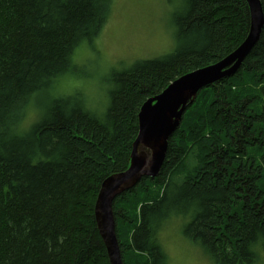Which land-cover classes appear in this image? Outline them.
Wrapping results in <instances>:
<instances>
[{
    "label": "trees",
    "instance_id": "trees-1",
    "mask_svg": "<svg viewBox=\"0 0 264 264\" xmlns=\"http://www.w3.org/2000/svg\"><path fill=\"white\" fill-rule=\"evenodd\" d=\"M179 1L173 51L113 72L97 115L83 92L60 96L56 86L78 74L114 0H0V264H110L95 205L103 182L129 168L141 107L249 34L245 0ZM113 212L124 264H167L159 235L172 220L214 264L260 261L264 29L233 77L199 93L160 175L117 197Z\"/></svg>",
    "mask_w": 264,
    "mask_h": 264
},
{
    "label": "rangeland",
    "instance_id": "rangeland-1",
    "mask_svg": "<svg viewBox=\"0 0 264 264\" xmlns=\"http://www.w3.org/2000/svg\"><path fill=\"white\" fill-rule=\"evenodd\" d=\"M181 7L179 0H114L112 16L100 37L92 45L86 43L80 51L78 74L62 79L56 86L60 96L83 92L90 110L103 115L109 105L108 80L113 72H121L138 60L154 59L173 51L174 17ZM38 99L35 107L42 115V107L48 100ZM36 119L34 113L30 114L26 125ZM184 225L181 220H172L159 235L167 264H214L201 246L184 235ZM260 255L257 264H264L263 250Z\"/></svg>",
    "mask_w": 264,
    "mask_h": 264
},
{
    "label": "water",
    "instance_id": "water-1",
    "mask_svg": "<svg viewBox=\"0 0 264 264\" xmlns=\"http://www.w3.org/2000/svg\"><path fill=\"white\" fill-rule=\"evenodd\" d=\"M250 11V30L245 41L220 62L188 73L172 82L161 94L147 100L138 115L139 132L132 145L129 168L107 178L95 205V218L110 264H124L117 235L113 203L135 188L143 178H156L165 163L169 141L199 93L233 77L260 40L264 10L260 0H245Z\"/></svg>",
    "mask_w": 264,
    "mask_h": 264
},
{
    "label": "bare ground",
    "instance_id": "bare-ground-1",
    "mask_svg": "<svg viewBox=\"0 0 264 264\" xmlns=\"http://www.w3.org/2000/svg\"><path fill=\"white\" fill-rule=\"evenodd\" d=\"M182 166H183V164H182ZM196 169V168H195ZM129 222V221H128ZM132 226H133V224H132ZM218 237H219V235H218ZM125 241V240H124ZM134 257V256H133ZM135 261V260H134Z\"/></svg>",
    "mask_w": 264,
    "mask_h": 264
}]
</instances>
